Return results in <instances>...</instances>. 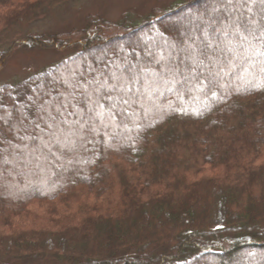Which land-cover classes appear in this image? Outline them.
<instances>
[{
    "label": "trees",
    "instance_id": "obj_1",
    "mask_svg": "<svg viewBox=\"0 0 264 264\" xmlns=\"http://www.w3.org/2000/svg\"><path fill=\"white\" fill-rule=\"evenodd\" d=\"M71 1L0 0V71L23 46L66 53L0 84V264H264V46L231 72L205 60L213 85L138 80L144 95L101 101L89 125L81 93L103 95L94 79L129 65L158 77L171 62L156 61L202 35L216 0L26 31Z\"/></svg>",
    "mask_w": 264,
    "mask_h": 264
},
{
    "label": "snow or ice",
    "instance_id": "obj_2",
    "mask_svg": "<svg viewBox=\"0 0 264 264\" xmlns=\"http://www.w3.org/2000/svg\"><path fill=\"white\" fill-rule=\"evenodd\" d=\"M213 11L217 15L210 23L197 29L202 35L189 37L191 43L186 44L181 52L176 53L175 56L169 53L167 58L161 56L156 61L158 64L165 59L171 62L158 77L154 78L153 75L144 73L138 66L129 65L119 73L102 74V79H94L89 84L92 93L95 94L99 91L103 95L93 100L88 92L81 93L86 103L94 105L93 108L88 110L87 121L89 125L94 121L95 118L92 113L95 112L96 108L101 107V101L119 99L121 104L128 105L136 102V99L133 95H128L125 98L126 94L144 95V92L135 90L130 86L138 80L142 86L147 82L146 86L149 89L158 87L161 84L184 86L199 82L201 78L207 80L209 85H213L215 78L211 69L209 68L207 74L202 70L207 67L205 60L222 62L228 66L229 72H231L237 66L233 64V61L246 59L254 47L253 42L264 46V0H216ZM255 54L264 56V51L261 50V47H255ZM150 56L155 59L156 54L150 53ZM221 57L223 58L222 61ZM261 71H264V67L261 68ZM219 74V71L215 73L217 76ZM109 81H114V83H109ZM112 93H118V96L114 97ZM57 103L60 108L67 107L62 101L58 100ZM47 115L51 120L56 121L55 116L50 113H47ZM57 115L63 116L64 114L57 110ZM99 115L97 113V116ZM66 123L67 120L64 119L57 121L55 127L53 124H48L50 135L56 136L58 131H62L60 124ZM74 123L76 127L83 124L82 121H75ZM36 128H39V124H36Z\"/></svg>",
    "mask_w": 264,
    "mask_h": 264
},
{
    "label": "rangeland",
    "instance_id": "obj_3",
    "mask_svg": "<svg viewBox=\"0 0 264 264\" xmlns=\"http://www.w3.org/2000/svg\"><path fill=\"white\" fill-rule=\"evenodd\" d=\"M173 0H74L62 3L55 11L46 15L38 22L28 26L26 31L37 32L56 31L72 26L81 27L89 13H99L111 20H118L127 10H134L137 16H144L152 8H165ZM197 7L210 10L206 2ZM66 54V53H65ZM51 49H33L23 46L16 51L0 71V84L18 82L59 60L65 55ZM98 54V53H97Z\"/></svg>",
    "mask_w": 264,
    "mask_h": 264
}]
</instances>
